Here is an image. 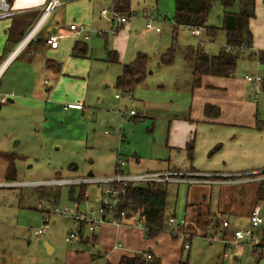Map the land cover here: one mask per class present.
Segmentation results:
<instances>
[{"label":"rangeland","instance_id":"obj_1","mask_svg":"<svg viewBox=\"0 0 264 264\" xmlns=\"http://www.w3.org/2000/svg\"><path fill=\"white\" fill-rule=\"evenodd\" d=\"M62 1L63 5L53 11L49 22L53 25L58 22L63 29L70 24L82 26L88 39L66 33L58 40L59 48L55 54L49 53L45 47L34 52L26 49L0 73V97L5 92H12L7 97L17 101L15 106L6 101L0 107V152L19 157L15 162L16 181L26 183L0 187V264H118L123 252L112 250L117 240L131 253L151 251L157 264H255L254 255L261 252L262 258L257 264H264V248L256 252L247 241L232 245L225 255L221 235L215 234V239L210 242L208 238L212 234L207 238L202 236L192 222L196 212L202 210L222 222L223 219L215 214L217 207H222L228 200L231 203V197H234V204H231L236 213L231 223L241 228L247 226L244 209L250 204L251 207L260 204L264 214V202L254 200L255 181L247 183L241 191H237L239 186L227 188L214 183H187L188 187L183 185L178 191L174 186H167L164 228L153 238L146 237L143 223L135 217L131 231H116L114 227L103 224L96 227L94 233L84 228L81 231L83 239L77 237L65 241L69 232L78 230L76 221L68 214H54L53 210L67 208L97 220L98 214L92 212L100 209L101 197L109 199L101 194L107 184H84L82 198L77 184L37 182L54 178L110 176L115 170L116 157L126 164V171L132 173L138 170L135 168L138 167L137 159L140 167H163L169 154V150L164 148L168 121L153 114L156 111L154 105L189 104L190 84L186 81L188 76L184 77L188 75L186 68L189 65L179 58L184 57L187 46L200 45L206 53L217 54L225 44V36L220 29L222 9L218 2L207 19V24L216 28L215 33L202 29L199 35H193L191 29L173 24V0H130L128 12L131 11V17L118 29L121 40L115 44L112 42L114 35L98 34L99 30H109L110 23L100 11L111 4L110 0ZM233 10H237V4ZM255 16L250 26L254 34L252 48L239 54L234 73L228 80H240L245 75L264 76V66L255 56H250L254 50L264 49V11H256ZM8 21H0V57L3 56V61L11 48L5 49L4 29ZM147 22L159 27L160 31L146 29ZM125 25L130 27L129 36L124 33ZM77 41L86 46L83 57L70 56V50ZM125 41L126 53L124 57L119 56L113 47L123 46ZM170 46L175 49L174 64L178 67L166 69L159 63V57ZM109 51L117 52L118 63L107 61ZM137 52L148 57L147 76L144 84L127 93L115 87V79L122 66L131 62ZM46 57L57 59L61 72L65 74L58 84L41 74ZM175 77H181L177 79L179 82ZM42 84L52 88L53 93L44 95L43 102L34 103L32 97H37L41 91L39 89L35 93L32 87ZM160 84L164 85L163 88H158ZM202 90L211 94L208 87L204 86ZM259 91H262L260 86ZM214 92L218 97L224 95L220 89H213ZM259 99L258 109L262 114L264 93ZM76 102L80 106L71 107ZM130 110L139 117L138 120L129 114ZM156 153L161 156L157 157ZM70 164L73 167H69ZM4 170L5 161L0 159V181H4ZM159 185L165 187L164 184ZM186 203H189L188 215L184 210ZM47 212L49 228L43 234L35 235L33 232L42 226L43 214ZM170 215L177 225H185V231L192 236L189 250L182 247L177 236H171L168 226ZM263 230L264 224L252 229L256 236H261ZM93 236L94 243L91 241ZM85 237H89V244L84 242L88 240Z\"/></svg>","mask_w":264,"mask_h":264},{"label":"crops","instance_id":"obj_2","mask_svg":"<svg viewBox=\"0 0 264 264\" xmlns=\"http://www.w3.org/2000/svg\"><path fill=\"white\" fill-rule=\"evenodd\" d=\"M260 1H261L260 3H258V1L256 3L255 1V10L257 11V13L260 10L264 11V0H260ZM62 5H63V1L62 4L59 5L58 7ZM52 13L46 20L45 25L40 31V33L35 38H33L29 42V44L23 50H21L13 60H15L19 55H21L22 52L25 51L26 49L29 52H34L35 50H39L41 47H45L47 48V51L49 53L55 54L59 48V44L57 45L56 48L49 47L44 41L45 36L49 33H56L57 35H60L61 38L66 33L73 34L72 31L69 30V26L68 28L63 29V27H61L58 24V22H56L57 25H53L52 23H50L49 21L52 16ZM39 14H40L39 9H31L18 14L0 18V21L10 20V22L8 21L7 27L4 29L5 49L9 46L11 47L8 54L11 52V49L14 48V46L17 44L16 42H18L29 30V28L33 25ZM32 18H33L32 22H30V24H27V21L31 20ZM255 18L256 16L253 19ZM251 22H250V26H251ZM122 26L123 25H121L119 28H121ZM118 29L116 31V34L113 36V40H112V42H114L115 44L117 43V40H121L118 37ZM123 30L124 33H126L127 36H129L128 33L130 32V27L126 26ZM252 35H253V43H254L253 32ZM36 38L38 39L37 41H35ZM7 40H9L10 42H7ZM14 41L16 42L14 43ZM123 46L119 44L118 46L115 45L113 48H116V51L119 53V56L124 57L127 49V41L124 42ZM262 50L264 49L254 50L255 52L253 56H255V54L262 52ZM7 55L5 56V58L7 57ZM2 57H0V63L3 61ZM179 59L181 61L185 60L186 63L189 65L188 68H186L187 69L186 71H188V75H185L184 77L186 78L188 76V79L186 81L188 82V84H190V103L185 105H178V106L176 104L175 105L170 104L171 105L170 107H166V105H163L161 103H156L154 105L155 106L154 110L156 111L155 113H153L155 116L156 114H158L160 117L168 121L167 131L165 136V145H164V148L169 150L166 164H164L163 167L159 165L157 168L147 169L144 167H140V161L137 159L135 161H136V166L138 167L135 168L138 170L135 171L134 173L145 172V171H164L169 169L182 171V172L191 171L198 173H209V174H213V177L216 178L217 182H214V184H218L219 187L224 186L230 188V187L239 186V190L237 191L244 190L247 183H251L254 181L249 180V178L243 176V174L264 169V112L260 114L258 109V104L260 100L259 98L260 95L264 93V91L256 92L254 86L250 82L246 81L245 79L246 75L243 77V79L240 80L239 79L228 80L229 77L204 76L201 80L200 86L193 89L191 84L192 66L183 56ZM47 60H53L54 62H57V59H54V57H46V59L44 60L41 66V70H40L41 74L44 75L46 78H51L53 80H56V83L58 84L60 77L65 74L61 72V69L58 72H55L54 69L47 67L46 65ZM174 63H175V59L170 65H162V66L165 67L166 69H172V67H178V65L176 64L175 66ZM6 66L2 71L6 70L7 68ZM177 79L178 78H176L175 81L179 82L177 81ZM179 79H181V77ZM144 83L145 82L140 83L139 86ZM43 85L45 86L46 84H42L40 86L34 85L32 87L35 93L39 92V89L41 91L39 93H42V95L38 93L37 97L35 96L32 97V101L34 103L43 102L44 95L46 97V95H48L49 93H53L52 88L49 89L48 87H44ZM163 86L164 85L160 84L158 85V88H163ZM204 86L208 87V90L211 89L209 90L211 94L202 92ZM213 89L223 90L224 95L222 97H218L219 95L216 92L212 93ZM11 94L13 93L5 92L4 96L7 98L6 101L9 102V105L15 106L17 101L7 97L8 95L10 96ZM247 99H250L251 103L248 102ZM207 104L213 105L218 109L217 115H213V114L207 115L204 112V107ZM1 105L2 104H0V107ZM131 116L134 117L136 116V114L134 113ZM190 141H193V150H192L191 158H189L188 152L185 147L186 144ZM217 144H219L220 147L209 155V151ZM156 156L160 157L161 155L159 153H156ZM118 159L119 158L116 157L115 164L117 163ZM125 165L126 164L124 162L123 164L120 165V171L122 173H132L129 172V170L126 171ZM100 177H106V176H100ZM3 182H6L5 179L4 181H0V183ZM164 185L166 189L167 186L169 185L174 186L176 188V191H178L180 187L183 185L188 187V185L184 183H167ZM0 187H5V186H0ZM202 197H204V195ZM231 199H232L231 203L234 204L233 201L234 197H231ZM254 200H256V197ZM231 203L229 202V200L226 201L222 207L219 206L217 207V211L215 213L217 214L216 215L217 217L220 216V218L223 219L222 221H227L229 223V227L227 228L221 227L216 230L219 233H216V231H214L212 234V236L215 234L221 235L222 238L220 242L223 244L222 245L223 253L225 255H226V250L228 248L226 242L232 239V230H234L235 228H241L231 223L232 222L231 218L233 217L235 218V213H236L235 209L233 208L234 205L232 207ZM258 206L261 205L259 204ZM252 208L253 207H251L250 204L249 207L244 209V214L247 216L248 219V225H249V214ZM186 215H188V211H186ZM224 217H226V219H224ZM105 224L106 226L114 227L116 231L123 230L125 232L131 231L135 225L134 222L126 223V224L124 223L119 227H115L110 223H105ZM75 227L76 228L79 227L77 222L75 224ZM86 238L88 239L86 242L87 244H89L90 239L89 237ZM91 241L92 243H94L95 236H93ZM243 242H247V240H243L237 244H232V245H241L243 244ZM117 244H120L121 246H117ZM232 245L230 246V250L232 248ZM189 249L190 248H188L187 250ZM112 250L123 252L120 253V257L133 256L135 254V252L131 253L129 249L122 247V244L119 242V240H117V242L112 245ZM120 257L118 258V260L120 259ZM236 262L237 259L235 263Z\"/></svg>","mask_w":264,"mask_h":264},{"label":"trees","instance_id":"obj_3","mask_svg":"<svg viewBox=\"0 0 264 264\" xmlns=\"http://www.w3.org/2000/svg\"><path fill=\"white\" fill-rule=\"evenodd\" d=\"M173 2L172 21L174 25L187 26L201 30L204 29L210 33H215L214 29L216 28L207 24L209 13L216 2L219 3L222 9V24L220 29L224 32L225 44L218 53L214 55L208 54L200 45L196 47L187 46L185 48L184 58L192 66V88L194 89L200 86L204 76H232L239 54L252 48L253 35L250 29V22L255 17V0H173ZM235 4H237V10H233ZM129 5L130 0H121L122 9L128 11ZM32 20L33 18L27 21V24H30ZM16 41H14V43ZM7 42L10 41L7 40ZM86 50V46L77 41L70 50V56L83 57L86 54ZM174 54L175 49L170 46L160 55L159 63L161 65H170L174 61ZM252 55L254 54L251 53L250 56ZM255 56L258 62L264 66V50L255 54ZM147 60L148 57L145 53L137 52L131 62L122 66L121 73L115 79V87L122 89L124 92L132 93L136 86L142 83L147 76ZM107 61L109 63H118L119 58L117 52L109 51ZM46 65L54 69L55 72L60 70V64L53 60H47ZM260 87L262 91H264V76L262 77ZM204 112L207 115H217L218 109L213 105L207 104L204 107ZM134 117L137 120L139 119V117ZM185 147L189 158H191L193 141L188 142ZM219 147V144L215 145L209 151V155ZM0 159L6 163L4 170L5 181L16 182L15 162L19 157L13 153L0 152ZM69 167H73V164H70ZM115 167H117V163ZM78 186L81 196L84 198L83 188H85V185L79 184ZM167 196V189L157 183L129 186L125 189L124 194L120 196V200L114 206V209L108 210L104 218L109 219L111 216L120 223L126 224L130 223L133 218L136 217L137 221L143 223L146 237L153 238L162 232L164 228V213L166 210ZM255 197L257 201L264 202V179L257 182ZM188 206L189 203H186L185 212ZM46 214L49 215L48 212ZM192 222L196 225L195 228L200 232L199 234L208 237L210 233L213 234V232L222 225L223 221L220 222L218 219H214L210 213L202 210L201 212H196V215L192 218ZM78 226L80 229V238L83 239V233H81V231L84 229L85 222L78 223ZM182 228L184 232H186L185 225H183ZM184 234L190 241L192 236L188 232ZM171 236L176 237L177 235L172 231ZM262 237H264V230L262 231ZM86 241L84 242L87 243ZM146 253L151 254L150 251H145L142 253H135L133 256H121L118 264L158 263L153 255L147 260L145 258ZM254 256L256 257L255 264H257L262 258V252Z\"/></svg>","mask_w":264,"mask_h":264},{"label":"built area","instance_id":"obj_4","mask_svg":"<svg viewBox=\"0 0 264 264\" xmlns=\"http://www.w3.org/2000/svg\"><path fill=\"white\" fill-rule=\"evenodd\" d=\"M111 4L108 7L102 8L100 13L101 15L107 19L110 23L109 30H99L98 34L100 35H106L112 34L115 35L117 29L121 26L126 24L130 17H131V11L128 12L127 10L122 9L121 6V0H110ZM62 4V0H0V18L18 14L21 12H24L26 10L31 9H39L40 14L33 23V25L29 28V30L25 33V35L17 42V44L14 46V48L11 50V52L7 55L6 58H4V61L0 65V68L2 70L4 67L9 64L16 56L17 54L23 50L29 42L35 38L42 28L45 25L46 20L50 16V14L59 6ZM185 28L191 29V33L195 35L200 34V29L196 28H190L187 26H184ZM145 28L148 30H153L158 32L160 30L159 27L153 26L151 22H147L145 24ZM69 30L72 31V33L75 36H83V38L86 40L88 39V36L84 34V29L82 26H77L75 24L69 25ZM60 38V35H57L56 33H49L45 36L44 41L45 43L51 47L56 48L58 45V40ZM1 70V72H2ZM0 72V73H1ZM246 81L250 82L253 86L256 92H259V86L262 81V77L259 75L251 76L246 75L245 76ZM115 97H119V95H115ZM6 97L1 96L0 97V104H3L6 102ZM80 106L79 103H76L75 105H71V107ZM130 114L133 115L134 112L130 111ZM123 164L122 160L118 159L117 161V167L111 176L106 177H87V178H79V179H64V178H55L52 180H46L42 182V184H63V185H71V184H87V183H94V182H101L107 184V187L103 190L101 193L102 196L106 195L109 199L106 200L105 198L101 197V206L100 209L97 212H92L93 214H98L97 220L95 219H88L86 215L78 213V211H71L67 208H64L63 210L55 209L53 210L54 214L59 215H65L68 214L70 218L74 219L76 222H85L84 228H87L88 232H94L96 227L103 225L105 223H110L111 225L115 227H119L123 223H120L113 217L110 219L104 218V216L107 214L108 210L114 209V206L119 202L120 196L124 194V191L129 186H136L141 184H147V183H158V184H167V183H214L217 182L216 178L213 177V174L209 173H198V172H182L177 170H164V171H145V172H139V173H122L120 171V165ZM229 176V175H227ZM243 176L248 177L249 180L259 182L260 180L264 179V169L257 170L254 172H250L247 174H243ZM36 183V182H35ZM26 183H17V182H3L0 183V186H20L24 185ZM175 218L170 215L168 217V226L171 232H175L177 237L181 240L182 246L184 249H188L190 246L189 239L186 238V235L183 231V224L177 225ZM262 224H264V214L262 211V206H254L249 214V225L245 228H235L232 230V239L227 241V250H230V246L232 244H237L243 240H247L252 246L254 251H258L260 248H264V237L256 236L252 229L259 228ZM49 219L47 214H43V224L40 228L35 230L33 233L35 235H40L43 233L45 229L49 228ZM222 228L229 227V223L227 221H223ZM216 233H219L216 231ZM209 236V240L212 242L215 237ZM77 237L80 238V229L76 232H69L65 236V241H70L72 239H76ZM117 246H121L120 244H117ZM255 247V248H254ZM152 257V254L146 253L145 258L149 260ZM152 264V263H151Z\"/></svg>","mask_w":264,"mask_h":264},{"label":"bare ground","instance_id":"obj_5","mask_svg":"<svg viewBox=\"0 0 264 264\" xmlns=\"http://www.w3.org/2000/svg\"><path fill=\"white\" fill-rule=\"evenodd\" d=\"M2 68H0V72H1Z\"/></svg>","mask_w":264,"mask_h":264}]
</instances>
